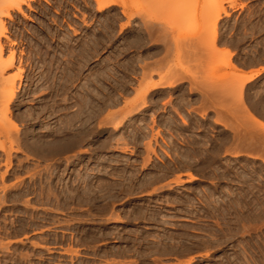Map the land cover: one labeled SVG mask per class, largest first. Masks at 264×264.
I'll return each instance as SVG.
<instances>
[{
  "label": "rangeland",
  "instance_id": "obj_1",
  "mask_svg": "<svg viewBox=\"0 0 264 264\" xmlns=\"http://www.w3.org/2000/svg\"><path fill=\"white\" fill-rule=\"evenodd\" d=\"M220 1L219 55L210 0H34L3 18L17 89L4 109L0 94V264H142L143 247L177 257L158 264H264V0ZM141 22L164 29L128 45Z\"/></svg>",
  "mask_w": 264,
  "mask_h": 264
},
{
  "label": "bare ground",
  "instance_id": "obj_2",
  "mask_svg": "<svg viewBox=\"0 0 264 264\" xmlns=\"http://www.w3.org/2000/svg\"><path fill=\"white\" fill-rule=\"evenodd\" d=\"M28 1H34V0H0V38H8V36L6 35V27L4 26L3 18H9L13 11L20 12L22 10V5L27 3ZM95 1L99 5L98 6V11L101 12V11H104V10L110 8L111 6L119 5L118 3H120V1H122V0H95ZM210 2H211V4L208 7L203 8L200 11L204 10V12H203V14H204V20H203L204 23L203 24L204 25H207V23L209 24L210 21L212 22V20L214 19L213 22H212V23H214V22L215 23L213 24L214 27H213L212 33H211V36H212V44L211 45L214 48L215 52L218 53L217 55H219V54H222L223 52L219 53L218 47L216 46L217 23H218V21L221 18L227 17L229 14L225 10V8L222 6V2L220 0H210ZM213 3H214V5H213ZM235 3H236V0H234V6H235ZM198 12L199 11L197 10V7H194L192 15L195 17V16L198 15ZM213 48H212V50H213ZM2 52H3V46L0 43V57L2 56ZM232 54L233 53L232 52L230 53L229 51L226 53L227 58H226V62L224 64L225 67L232 66V64H231ZM12 61H13V58L11 59V61H9L10 63H8V65L5 63L6 66L2 65V63L0 61V86H1V89L4 87L2 89V91H0V94H1V97H2L1 101L4 100L2 102V103H4L3 106H2L3 109H4L5 106L7 108L9 103L12 102V99L14 98V96H16L15 93H16V89L17 88H15L14 82H12V81L9 82L8 79L3 78V75L6 72V70L9 69V67L11 68L13 66ZM10 64H11V66H10ZM253 78H254V76H250V77L245 76L244 78H242V76L241 77L238 76V81H239V84L243 87V85H245L246 83L251 82L253 80ZM220 79L222 80V77ZM161 84L162 83H153V84L151 83L150 86L146 90L148 91V90L157 89L159 86H161ZM170 85L173 86V82ZM0 105H2V104H0ZM256 123H257V125H259L258 127H260L262 130H264V124H262V123H260L258 121H256ZM240 155H243L242 152H236L233 156L237 157V156H240ZM189 178H190V181L196 179V177L193 176V175H189ZM189 262H190V260H189Z\"/></svg>",
  "mask_w": 264,
  "mask_h": 264
},
{
  "label": "crops",
  "instance_id": "obj_3",
  "mask_svg": "<svg viewBox=\"0 0 264 264\" xmlns=\"http://www.w3.org/2000/svg\"><path fill=\"white\" fill-rule=\"evenodd\" d=\"M232 3H233V1H231ZM134 23H136V22H134ZM133 26H135V25H133ZM132 29L133 28H136V29H139V30H141L142 32H140L141 34H138V35H136L135 37H132L131 38V41L129 42V41H127L128 43V45H130V46H143L144 45V43H146L147 44V46H150V45H152L154 42H153V40H154V36L152 35V32L151 31H153V30H161V29H164V26H162V25H159V24H153V23H149L148 25H146L144 22H141L140 24H138L137 25V27H131ZM145 30H147V31H150V32H148V34L147 35H145L144 34V31ZM157 46H159V45H157ZM219 49V48H218ZM230 51V50H229ZM156 53L159 55L158 57V64L159 63H161V62H165L166 61V58L164 57L165 55H164V49L163 50H157L156 51ZM232 57H233V54H232ZM231 57V58H232ZM231 62H232V59H231ZM260 72L261 71H256L255 72V69H247V70H243V74L244 75H241L242 76V78H244L245 76H248V77H250V76H254V78H253V80L257 77V76H259V74H260ZM182 76V74H180V73H175L174 75H173V77L174 78H176V77H181ZM238 76H240V75H238ZM240 76V77H241ZM252 80V81H253ZM152 83H157V82H152ZM159 83H162V82H159ZM172 82H170L169 84H168V86L170 87ZM250 83V82H249ZM163 85H164V83H162ZM161 84V86H159V87H162L163 85ZM247 84V83H246ZM245 84V85H246ZM245 85H243V87L245 86ZM175 86V83L173 82V86H171V87H174ZM182 86H185L186 88H187V90H188V94L190 93V88H191V83L190 82H188V81H183L182 83H179L177 86H176V88H180V87H182ZM149 87V86H148ZM158 87V88H159ZM149 91H151V90H149ZM197 93H195V94H193L194 95V100H196L197 101V103H199L198 105H200V106H196L197 108H200L202 105H203V101L205 100V98H204V96H202L201 94H197ZM216 100H219V99H216ZM208 110H209V113L212 115V117H213V119H215V118H217V117H219V115L222 117V113H220L219 111H216V110H214L213 108H208ZM195 116V118H198L199 117V115H194ZM184 177H183V180L185 181V182H187V181H190V178L188 179L187 178V175L185 174V173H183L182 174ZM175 178V176L173 177V179ZM168 180V179H167ZM166 180V181H167ZM170 180V179H169Z\"/></svg>",
  "mask_w": 264,
  "mask_h": 264
},
{
  "label": "flooded vegetation",
  "instance_id": "obj_4",
  "mask_svg": "<svg viewBox=\"0 0 264 264\" xmlns=\"http://www.w3.org/2000/svg\"><path fill=\"white\" fill-rule=\"evenodd\" d=\"M134 249L137 248H133V247H127V246H123V247H114V246H110L108 249L103 250L105 253H116L117 255L121 256L124 253H131L132 251H134ZM145 249H147V247H143L141 251H139L140 255L139 258L142 260V264H158V263H154L152 262L155 258L158 259H163V260H168L170 258L172 259H176L177 257H151L150 252L146 251ZM102 252L99 254V257H96V259L98 261H105V259L103 258L105 256V253ZM162 264H166V262H161Z\"/></svg>",
  "mask_w": 264,
  "mask_h": 264
}]
</instances>
